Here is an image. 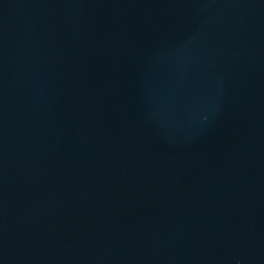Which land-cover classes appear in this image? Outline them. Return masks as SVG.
<instances>
[{
    "label": "water",
    "instance_id": "obj_1",
    "mask_svg": "<svg viewBox=\"0 0 264 264\" xmlns=\"http://www.w3.org/2000/svg\"><path fill=\"white\" fill-rule=\"evenodd\" d=\"M0 264H264V0H0Z\"/></svg>",
    "mask_w": 264,
    "mask_h": 264
}]
</instances>
